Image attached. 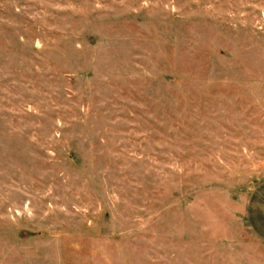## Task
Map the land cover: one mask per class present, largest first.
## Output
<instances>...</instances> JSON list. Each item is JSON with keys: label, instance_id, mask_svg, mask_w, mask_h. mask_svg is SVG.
I'll list each match as a JSON object with an SVG mask.
<instances>
[{"label": "rangeland", "instance_id": "374dc122", "mask_svg": "<svg viewBox=\"0 0 264 264\" xmlns=\"http://www.w3.org/2000/svg\"><path fill=\"white\" fill-rule=\"evenodd\" d=\"M0 264H264V0H0Z\"/></svg>", "mask_w": 264, "mask_h": 264}]
</instances>
